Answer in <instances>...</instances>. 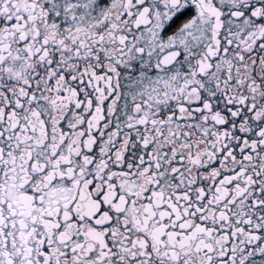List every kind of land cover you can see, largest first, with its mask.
Returning a JSON list of instances; mask_svg holds the SVG:
<instances>
[{"label":"snow or ice","instance_id":"obj_1","mask_svg":"<svg viewBox=\"0 0 264 264\" xmlns=\"http://www.w3.org/2000/svg\"><path fill=\"white\" fill-rule=\"evenodd\" d=\"M0 264H264V0H0Z\"/></svg>","mask_w":264,"mask_h":264}]
</instances>
